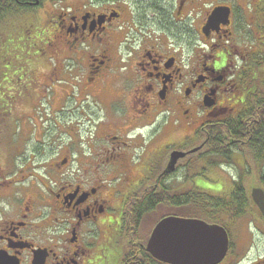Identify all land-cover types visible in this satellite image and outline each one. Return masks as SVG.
I'll list each match as a JSON object with an SVG mask.
<instances>
[{
  "label": "flooded vegetation",
  "instance_id": "flooded-vegetation-1",
  "mask_svg": "<svg viewBox=\"0 0 264 264\" xmlns=\"http://www.w3.org/2000/svg\"><path fill=\"white\" fill-rule=\"evenodd\" d=\"M21 4H5L25 9L31 37H25L28 79L17 78L19 97H0V253L16 264H165L145 250L152 228L143 218L177 195L187 198V190L171 186L194 164L228 161L211 151L219 136L214 126L225 118L246 121L245 111L264 93L257 88L264 79L260 0ZM14 17L4 15L12 25ZM6 70L0 65V74ZM10 116L28 120V145L1 140ZM227 139L233 164L258 169V160H243L240 139ZM218 218L229 233L219 264H239L255 253L249 224L264 232L256 205L232 220L221 212ZM239 233L246 246L234 242ZM248 264H264V255Z\"/></svg>",
  "mask_w": 264,
  "mask_h": 264
},
{
  "label": "trees",
  "instance_id": "trees-1",
  "mask_svg": "<svg viewBox=\"0 0 264 264\" xmlns=\"http://www.w3.org/2000/svg\"><path fill=\"white\" fill-rule=\"evenodd\" d=\"M21 1L23 0H0V48L1 50L7 48L9 45L11 49L3 50L0 52L2 56H0V65L3 66V69L7 68L6 72H2L0 75L4 76L5 79L9 80L7 82H0V97L3 96L6 98H15L16 86L17 82L14 77H20V72L23 67H27L25 65L26 60L24 59L25 51V37L30 36L27 34V31H24V22H22L23 16L21 15L24 10H19L18 8H5V4L11 5H22ZM21 12V13H20ZM7 13H14V24L6 23L4 19V15ZM30 23V21L28 22ZM15 29V30H14ZM14 30V31H13ZM31 37V36H30ZM28 42L30 44V49H37L36 44L30 41L28 38ZM14 54L13 59L10 60V54ZM260 56H257V62L260 61ZM263 60V58L261 59ZM11 61V64L4 65L6 62ZM14 66V67H12ZM24 70V69H23ZM253 80V79H252ZM262 84L257 86V88L262 89L264 92V79H262ZM251 93V92H250ZM3 100V102H4ZM256 105H251L245 111V114L249 116L245 120H235L231 118H225L221 122H217L213 128L215 130L214 135H219L214 139V145L216 148H211L212 153H217L220 155H224L228 159L230 158V153H228L225 144L227 143L229 137H233L234 139H240V145L242 150H246V153L250 154L251 160H258V169L256 173L259 175V182L264 186V93H258L256 95ZM7 122V120H4ZM222 134L226 136V139L223 140ZM232 140V139H231ZM233 141V140H232ZM245 141V143H244ZM244 144H243V143ZM242 175V174H241ZM197 188V187H196ZM246 186L242 183L241 180L233 181V188L230 193L225 194L223 197H216L215 195H210L204 191L199 190V188L189 191L187 193V198H176L169 200L166 202L168 204L176 205L177 207L190 205L193 201L196 206L199 205L200 209L205 207V213L209 214L208 216L213 219H217L220 212L224 213L228 219L232 220L246 213L250 205H252V200L250 196L247 194ZM168 198H161L160 202L167 201ZM175 200V201H173ZM152 202V201H151ZM152 207H154V203H151ZM217 208V210L215 208ZM192 213V212H191ZM197 214V213H196ZM202 215V214H201ZM142 221V217L136 218L134 225L135 228H138L139 231V223ZM144 221V219H143ZM146 223V221H145ZM136 238V236H135Z\"/></svg>",
  "mask_w": 264,
  "mask_h": 264
},
{
  "label": "rangeland",
  "instance_id": "rangeland-1",
  "mask_svg": "<svg viewBox=\"0 0 264 264\" xmlns=\"http://www.w3.org/2000/svg\"><path fill=\"white\" fill-rule=\"evenodd\" d=\"M257 11H258V14L260 13L264 15V0H260V4H259ZM34 18L36 19L35 22L36 24H38V27H39L38 31H41L44 28L43 16H42L41 10L40 11L38 10L36 12V14L34 15ZM19 75H21L20 76L21 82H26L28 78L25 76L23 69ZM3 78L4 76L0 75V82L3 81ZM14 79L16 82H19V80L17 79V76H15ZM18 97L19 96L17 94L15 98H18ZM27 103H28V99L26 101L23 100V102L20 105L19 103H17L16 105L18 106V108L16 107L17 110H14V111L21 112L19 110H24L27 107ZM70 105L72 106V104ZM66 107H69V105H67ZM27 111H28V108H27ZM75 117L76 116L74 115L72 119L75 120ZM26 119H28V117ZM2 123L6 125L8 135L4 129L6 137L4 136L3 133H1V136H2L1 140L5 138L10 139L11 137L13 141L15 140L17 141V143H15L17 145H24V144L25 146L28 145V120H23L17 117L14 118L13 116H10L7 119V122L3 121ZM86 124H90V123L86 122ZM13 134H14L15 139L11 136ZM250 157L251 156L249 153L248 154L243 153V160L244 159L251 160ZM215 160L221 161L220 158H215ZM197 166L199 165H196L195 168L189 169L186 179H183L182 181L176 183L179 180V177H178L176 182H174L175 185L171 186V190L177 191V193H179V191L181 190H187L189 192L190 190L193 191L194 187H197L199 188V190L204 191L208 194L215 195L216 197L217 196L223 197L225 194H228L231 189V185H232L231 177L238 178L239 176L244 177L243 183L246 186V188H249V190L253 187L259 186L258 181H257L258 175L256 173V166L251 163L248 164L247 162L243 161V166L239 164L238 166H236L235 164H232L230 165V167L228 166L220 167L218 165L211 166L207 164L204 166V168H200ZM201 171L204 174H200ZM199 205L201 204H198V206H196L198 208H195V204L192 201L190 205H187V206L184 205V206H181L180 208L174 205L171 208H168V207L164 208L166 204H163L162 206H160V214H158L157 216H150V219L154 220L155 217L158 218L159 215H168V216L181 217V218H191V217H198L201 219L210 218L208 216L209 214L205 213V207L200 209ZM215 209L217 210V208ZM157 212L159 211L155 210V212H153L152 214L157 213ZM144 219H148V216H146ZM237 223L244 225L240 220ZM249 227L253 232L252 234L254 235V240H255L257 249L255 248V253L254 254L250 253L249 255H247V257L243 258L239 264H248L249 261L255 259L256 257L259 258V256L264 255V232H259L258 230H256L253 224H249ZM234 242L237 243V245L239 246H242V244L245 246L247 245V243H245L246 239L243 237V233H239L237 236L234 235Z\"/></svg>",
  "mask_w": 264,
  "mask_h": 264
},
{
  "label": "water",
  "instance_id": "water-1",
  "mask_svg": "<svg viewBox=\"0 0 264 264\" xmlns=\"http://www.w3.org/2000/svg\"><path fill=\"white\" fill-rule=\"evenodd\" d=\"M216 10L208 19L212 24ZM253 202L264 214V191L254 188ZM229 248L226 230L218 224H210L196 218L168 216L153 228L147 240L146 250L156 259L168 264H218ZM0 264H16L0 253Z\"/></svg>",
  "mask_w": 264,
  "mask_h": 264
}]
</instances>
